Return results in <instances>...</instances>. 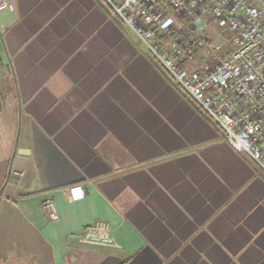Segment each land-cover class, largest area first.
Returning <instances> with one entry per match:
<instances>
[{
	"label": "crops",
	"instance_id": "1",
	"mask_svg": "<svg viewBox=\"0 0 264 264\" xmlns=\"http://www.w3.org/2000/svg\"><path fill=\"white\" fill-rule=\"evenodd\" d=\"M8 1L0 264H264V172L228 146L110 6ZM100 220L109 244L81 245Z\"/></svg>",
	"mask_w": 264,
	"mask_h": 264
},
{
	"label": "built area",
	"instance_id": "2",
	"mask_svg": "<svg viewBox=\"0 0 264 264\" xmlns=\"http://www.w3.org/2000/svg\"><path fill=\"white\" fill-rule=\"evenodd\" d=\"M104 1L173 82L220 126L228 146L264 172V0ZM10 9L8 0H0V12ZM214 22L230 33L228 52L213 48L206 34ZM201 51L205 57L196 64ZM77 190L82 192L77 185L69 188ZM42 208L50 220L58 219L52 200H44ZM77 237L84 246H105L111 228L100 220Z\"/></svg>",
	"mask_w": 264,
	"mask_h": 264
},
{
	"label": "rangeland",
	"instance_id": "3",
	"mask_svg": "<svg viewBox=\"0 0 264 264\" xmlns=\"http://www.w3.org/2000/svg\"><path fill=\"white\" fill-rule=\"evenodd\" d=\"M206 34L210 37L213 48L219 46L220 51H229L231 45V37L229 31L225 26H221L218 23L214 22L206 30ZM206 54H208V51H206Z\"/></svg>",
	"mask_w": 264,
	"mask_h": 264
},
{
	"label": "water",
	"instance_id": "4",
	"mask_svg": "<svg viewBox=\"0 0 264 264\" xmlns=\"http://www.w3.org/2000/svg\"><path fill=\"white\" fill-rule=\"evenodd\" d=\"M18 116H20V109L18 108ZM18 130H17V133H16V138H15V144H14V149H13V152H12V158L14 157L15 153H16V142H17V139H18ZM9 171H10V167H9V170H8V174H7V177L5 179V182L4 184H6L7 180H8V176H9ZM3 190V187L0 188V193L2 192Z\"/></svg>",
	"mask_w": 264,
	"mask_h": 264
}]
</instances>
